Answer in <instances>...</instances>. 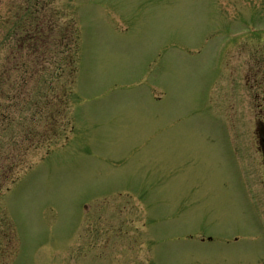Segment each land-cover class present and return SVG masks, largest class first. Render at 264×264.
Listing matches in <instances>:
<instances>
[{
	"label": "rangeland",
	"instance_id": "rangeland-1",
	"mask_svg": "<svg viewBox=\"0 0 264 264\" xmlns=\"http://www.w3.org/2000/svg\"><path fill=\"white\" fill-rule=\"evenodd\" d=\"M262 138L264 0H0V264H264Z\"/></svg>",
	"mask_w": 264,
	"mask_h": 264
},
{
	"label": "trees",
	"instance_id": "trees-1",
	"mask_svg": "<svg viewBox=\"0 0 264 264\" xmlns=\"http://www.w3.org/2000/svg\"><path fill=\"white\" fill-rule=\"evenodd\" d=\"M34 33L40 34V33H42V30H37ZM31 38H33V37H31ZM39 43L42 44L44 42L40 41ZM36 46H38L37 43L32 42L30 44L31 51H34V53H33L34 60L37 58V61H38V60H40V58L46 56V53L48 52V48H43V49L39 48L37 50ZM50 89H51V91H49L48 94L47 93H45V94L47 96L55 98V104L56 105L52 107L53 110L51 112H49V110H48L47 113H42V114L37 115V116H40V117H47L46 124H51V123H53V121H55V119H56L55 116L56 115H55L54 112L58 108L59 100L61 99V94L59 93V90H56V89L53 90L54 87L53 88L50 87ZM45 98H47V97L45 96ZM48 101L50 102V98H48ZM2 116H4V114H2Z\"/></svg>",
	"mask_w": 264,
	"mask_h": 264
}]
</instances>
